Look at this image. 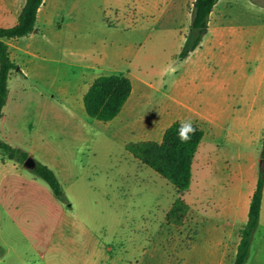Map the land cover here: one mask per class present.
Here are the masks:
<instances>
[{
    "label": "rangeland",
    "instance_id": "1",
    "mask_svg": "<svg viewBox=\"0 0 264 264\" xmlns=\"http://www.w3.org/2000/svg\"><path fill=\"white\" fill-rule=\"evenodd\" d=\"M259 1L232 0L231 27L207 32L182 58L194 0H46L33 70L23 65L9 83L6 129L12 145L55 170L64 195L30 168L15 177L11 163L0 166V264H215L211 224L226 222L241 196L246 223L264 163ZM23 2L0 0V25L13 24ZM102 74L133 83L109 121L90 117L83 101ZM175 121L204 130L182 194L126 148L161 141ZM178 197L189 205L180 225L166 218ZM261 240L264 226L253 250Z\"/></svg>",
    "mask_w": 264,
    "mask_h": 264
},
{
    "label": "trees",
    "instance_id": "2",
    "mask_svg": "<svg viewBox=\"0 0 264 264\" xmlns=\"http://www.w3.org/2000/svg\"><path fill=\"white\" fill-rule=\"evenodd\" d=\"M44 0H26L18 22L12 26H0V121L9 94V79L19 65L12 59L8 40L31 34L37 26L39 8ZM218 0H195L190 31L182 46L180 57H187L201 45L208 32L210 14ZM133 90L130 77L123 74H102L90 84L83 96L87 114L103 121L114 119L123 109ZM181 121L173 122L164 132L162 141H131L126 148L141 162L149 165L175 185L180 194L190 186L192 166L204 130L195 123L190 139L181 142L178 136ZM0 152L6 157L25 166L30 154L16 147L0 136ZM262 157L264 158V137ZM36 160V159H35ZM44 179L56 196L63 197L64 190L57 173L49 165L36 160V167L31 169ZM264 197V163L261 165L257 184L251 197L248 219L240 231V242L233 264H247L251 254L254 232L259 224ZM189 211L188 203L178 197L166 214L167 221L176 225L184 222Z\"/></svg>",
    "mask_w": 264,
    "mask_h": 264
},
{
    "label": "crops",
    "instance_id": "3",
    "mask_svg": "<svg viewBox=\"0 0 264 264\" xmlns=\"http://www.w3.org/2000/svg\"><path fill=\"white\" fill-rule=\"evenodd\" d=\"M231 1L232 0H218V2L215 4V6H214V8L210 14L209 29H208V33L211 32L212 37L213 36L215 37L216 35L218 37V34H220L222 31H225L226 29L231 27V26H229V23H232V22H231V19L229 18L230 12L228 10L229 6H231V4H232ZM235 1H238V0H235ZM257 1H259V0H257ZM25 2H26V0H24L21 8L19 9L18 13L16 14L13 24H11V25H0V26H12V25L16 24L18 22L20 11H21L22 7L24 6ZM259 2H261V1H259ZM251 3L252 2H250V4ZM261 4H262V6L256 5V3H253V5H256V8H254V11H256V12L253 11L254 15L258 14L260 12V10L264 11V2L262 1ZM45 6H46V0H44L43 4L39 8L37 26H36V29L34 32H32L29 35L23 36V37L13 38V39L8 40L9 46H10L11 57L19 65L18 69L23 70L21 74H24L25 69H24L23 65H25V64L31 65L30 69L33 70V67H32L33 57H37L39 55L38 52H36L39 50L37 48H33V43H34V41H36L35 36H36V34H38L41 31L42 26L48 24L49 18L51 15V8H53L52 5L49 8L48 7L44 8ZM193 6H194V2H193ZM43 36H45V34H43ZM183 42H185V40H183ZM15 53H17L18 55L16 56ZM18 69L14 70V71H18ZM14 71L12 72V74L10 76L9 83L12 80V76H14ZM89 86H88V88H89ZM10 101H11V92H10V87H9V94H8L7 103L4 106L3 116H2L1 121H0V136L8 142L10 140H9V136H8V131L6 129V123L9 119V115L7 114V108H8ZM0 154H2L0 156V166H4V165L10 164V163L12 164V165H10L11 167H9L10 169L7 170V172H8L7 175L11 174L15 177H19L20 175L23 174V172H24L23 168H25V166L20 165L18 162L14 161L12 159H9L2 152H0ZM255 187L252 190V192H250L248 195V200H247V204H248L247 208L248 209H247L246 222L248 219V212H249L251 197L254 193ZM241 199H242V196L239 197L238 203L233 208V212L230 211L229 217L227 218L226 222L215 221V222H212V224H211V228L214 227L215 231L211 230V232H210L211 234L209 237H210V239H214V237H216V241H215L214 245H217V247H218V251L215 254V257L217 256V258L215 259V264H225L227 262V257L230 254L229 252H232L231 256H232L233 260L236 256L238 244H239L240 239H241L240 231H241L242 226L244 225L243 223L239 222L240 221L239 220V216H240V206H239L240 203L239 202L241 201ZM225 206L227 208L228 207L230 208L231 207L230 202H228ZM262 226H264V197H263V204H262V210H261V217H260L257 229L262 227ZM214 234H218V236H215ZM253 243L254 242L252 241L251 254H250V258H249V261L247 264H264V258H263L264 240H261V242L257 243L254 250L252 249L254 247Z\"/></svg>",
    "mask_w": 264,
    "mask_h": 264
},
{
    "label": "clouds",
    "instance_id": "4",
    "mask_svg": "<svg viewBox=\"0 0 264 264\" xmlns=\"http://www.w3.org/2000/svg\"><path fill=\"white\" fill-rule=\"evenodd\" d=\"M195 129L190 121H182L178 130V136L181 142H186L190 139L189 133H194Z\"/></svg>",
    "mask_w": 264,
    "mask_h": 264
},
{
    "label": "water",
    "instance_id": "5",
    "mask_svg": "<svg viewBox=\"0 0 264 264\" xmlns=\"http://www.w3.org/2000/svg\"><path fill=\"white\" fill-rule=\"evenodd\" d=\"M25 167L33 169L36 167V160L34 157L30 156L25 161Z\"/></svg>",
    "mask_w": 264,
    "mask_h": 264
}]
</instances>
